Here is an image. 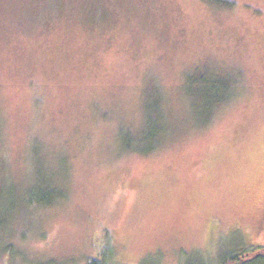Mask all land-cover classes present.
<instances>
[{"label":"rangeland","instance_id":"obj_1","mask_svg":"<svg viewBox=\"0 0 264 264\" xmlns=\"http://www.w3.org/2000/svg\"><path fill=\"white\" fill-rule=\"evenodd\" d=\"M222 1L0 0V264L264 246V0Z\"/></svg>","mask_w":264,"mask_h":264},{"label":"trees","instance_id":"obj_2","mask_svg":"<svg viewBox=\"0 0 264 264\" xmlns=\"http://www.w3.org/2000/svg\"><path fill=\"white\" fill-rule=\"evenodd\" d=\"M218 1L224 3L226 2L222 0H218ZM224 6H228V2H226ZM212 87L213 86L210 85L205 90L206 93L207 91L209 92L207 98L208 100H210V97L212 99L211 101H214L215 103H220L228 100L229 95L231 94L230 88H228L227 90V87L223 83L215 86L214 88ZM161 134H159L158 136H160ZM153 135L155 136L156 133L154 132ZM42 200L45 202L53 200L52 202H54L56 198L44 197V199ZM49 204L52 203L50 202ZM262 246L263 245L260 244V245L246 247L243 246L242 244H235L234 249L222 254L220 258V262L219 260H217V264L218 262L219 264H264V246L263 247ZM87 264H103V263L99 259H91ZM206 264H208V262H206Z\"/></svg>","mask_w":264,"mask_h":264},{"label":"clouds","instance_id":"obj_3","mask_svg":"<svg viewBox=\"0 0 264 264\" xmlns=\"http://www.w3.org/2000/svg\"><path fill=\"white\" fill-rule=\"evenodd\" d=\"M167 103V100L165 101ZM2 163L5 166L6 172L9 174V181L19 179L21 182V187L26 185L31 180V169L26 173L24 170V164L22 158H17L15 160H3ZM35 166V162H32V167Z\"/></svg>","mask_w":264,"mask_h":264}]
</instances>
